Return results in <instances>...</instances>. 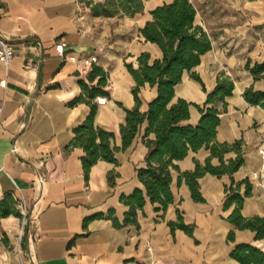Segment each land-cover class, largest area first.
I'll list each match as a JSON object with an SVG mask.
<instances>
[{
	"label": "crops",
	"instance_id": "0c3cea01",
	"mask_svg": "<svg viewBox=\"0 0 264 264\" xmlns=\"http://www.w3.org/2000/svg\"><path fill=\"white\" fill-rule=\"evenodd\" d=\"M104 1L0 0V35L16 54L9 68L0 63V198L11 193L28 207L25 249L17 236L21 218H0V238L8 239L0 243V264H239L230 255L235 245L248 243L264 251V239L256 240L254 232L239 230L227 221L232 212L223 208L225 186L231 183L228 176L201 178L206 202L198 203L184 182L179 185L175 172V201L165 213L147 201L144 210L138 211L139 228L115 227L113 218L123 223L129 210L121 197L137 188L145 191L136 170L145 166L146 124L127 150L116 153L117 165L99 161L88 179L82 163L85 152L71 145L74 130L90 115L91 102L97 106L95 126L114 133V145L122 147L124 109L134 108L136 86L125 64L130 59L137 68L142 53H149L152 61L162 57L157 45L145 42L140 29L154 8L173 0H144L143 12L135 17L95 16L87 3ZM191 2L198 12L196 23L212 42L194 71L208 92L223 76L235 86L233 95L226 98L227 111L220 116L217 141L244 142L245 163L234 179H249L253 189L242 215L264 217V158L260 154L264 110L243 97L252 86L264 90V80L245 70L249 60L264 63V0H215L199 9ZM146 11L149 17L132 32L130 25ZM60 43L66 46L63 57L56 50ZM91 57L97 62L85 65L83 61ZM95 66L107 75L101 88L108 95L91 100L81 83L98 87L99 76L91 81ZM81 96L84 101L74 102ZM139 96L141 111L146 112L157 88L146 84ZM98 97H106L107 103L98 105ZM179 98L203 106L207 93L186 73L175 88V101ZM200 117L192 106L188 123L197 125ZM209 155L206 149L191 151L177 164L182 172L192 171L195 160L204 163ZM235 157L231 153L226 159ZM218 163L213 160L214 165ZM177 210L185 224L195 226L194 237L179 229L172 233L169 222H177ZM232 230L235 241L229 242Z\"/></svg>",
	"mask_w": 264,
	"mask_h": 264
},
{
	"label": "trees",
	"instance_id": "16d2710c",
	"mask_svg": "<svg viewBox=\"0 0 264 264\" xmlns=\"http://www.w3.org/2000/svg\"><path fill=\"white\" fill-rule=\"evenodd\" d=\"M87 4H92L93 13L97 17H135L144 10V0H105L103 3ZM197 13L191 0H173L154 8L150 13L151 19L140 29L145 42L157 45L162 57L152 61L149 53H142L137 58V68L133 63L125 64L136 86L132 90L135 98L134 108L124 109L126 117L125 124L121 126L122 147L114 145V133L95 126L97 106L91 102V113L75 128V137L71 145L83 148L85 155L82 163L85 177L88 179L91 168L99 161L117 165L116 153L127 150L146 124L143 137L147 147L145 166L136 170L145 191L137 188L132 194L121 197V202L128 206L129 210L123 223L113 218L116 228L130 225L139 228L138 211L144 210L147 201L158 205L157 212L165 213L175 201L172 190L175 172L179 173V185L184 182L189 187L193 201L205 203L199 180L210 174L218 178L223 176L230 178V185L225 186L223 205L224 211L232 209L227 221L239 230L254 232L256 240H262L264 217L245 218L242 215L245 200L252 195L253 185L249 179L240 182L234 179L235 173L245 163L244 142L242 139L236 140L233 144L217 141L220 116L227 111L226 98L233 95L234 83L229 77L223 76L218 80L214 90L208 92L199 74L194 71L201 64L202 56L212 49L209 34L196 23ZM245 70L256 80H264V63H253L249 60ZM186 73L199 82L207 93V100L203 106L182 98L175 101V88L182 83ZM96 76L100 77L98 87L89 88L85 82L81 83L84 94L91 100L100 95H108L101 88L107 82V75L98 66L93 68L91 81ZM146 84L157 88V96L149 103L148 110L142 112L139 95ZM243 97L247 103L264 110V90H255L252 86L245 90ZM84 100L85 98L81 96L74 102ZM220 104L223 106L222 109L219 108ZM192 106L201 114L197 125L188 123ZM201 149L210 152L205 162L195 160L194 170L182 172L177 162L184 160L191 151L198 152ZM231 153H235L236 157L226 159ZM215 159L218 160V165L213 164ZM242 186H245L244 193L241 192ZM18 204L19 200L11 193L5 194L0 198V218L10 216L22 218ZM177 213V222H169L172 233L179 229L194 237L195 226L185 224L181 212L177 210ZM228 241H235L233 230L228 234ZM2 242L8 243L6 236L0 238V243ZM22 246L23 249L26 248V235L23 236ZM230 255L239 264H264V251L252 244H237Z\"/></svg>",
	"mask_w": 264,
	"mask_h": 264
},
{
	"label": "built area",
	"instance_id": "2783aa9c",
	"mask_svg": "<svg viewBox=\"0 0 264 264\" xmlns=\"http://www.w3.org/2000/svg\"><path fill=\"white\" fill-rule=\"evenodd\" d=\"M38 45L40 46V43H38ZM65 47L66 46L64 43L57 44L56 50H57V53L59 54V56H61V57L64 56ZM15 57H16V54H15L14 47L11 45V43L7 39H5L4 37H2L0 35V63L3 64V66L7 69V68H9L11 62L13 61V59ZM69 59L71 61H75V57H73V56H71ZM96 62H97L96 57H91L90 59L83 61V63L85 65H90V64H93ZM28 68H29V66L25 65V69H28ZM96 103L98 105H105L107 103V98L106 97H98L96 99ZM260 154L264 158V148L260 149ZM40 182H43L42 178L40 179ZM18 205H19V208H21L24 211V214L26 217L27 211H28L27 204L25 203V201L22 200V201H19ZM21 252H22V250H21Z\"/></svg>",
	"mask_w": 264,
	"mask_h": 264
},
{
	"label": "rangeland",
	"instance_id": "374dc122",
	"mask_svg": "<svg viewBox=\"0 0 264 264\" xmlns=\"http://www.w3.org/2000/svg\"><path fill=\"white\" fill-rule=\"evenodd\" d=\"M212 1H215V0H193V2L195 3V5L197 6L198 9H199L200 6H202L206 2H212ZM148 17H149V11H146L142 16H138L137 18H135L134 21H133V23L130 25V28L133 29L132 32H135L134 29L136 28V26H138L139 24H142ZM116 45L121 47V44L120 43H117ZM125 59H128V58L125 57ZM129 61H130V59H128V63H129ZM18 209L21 212V214H22L23 217L21 218L22 224H21V228H20L19 233L17 234V236L19 238V243L21 245V248L23 249V246H22V241H23L22 240V236L24 234L25 228H28V223H27L28 211H27V215L25 217L24 211L21 208H19V207H18Z\"/></svg>",
	"mask_w": 264,
	"mask_h": 264
}]
</instances>
